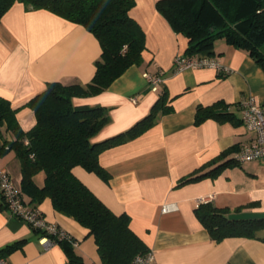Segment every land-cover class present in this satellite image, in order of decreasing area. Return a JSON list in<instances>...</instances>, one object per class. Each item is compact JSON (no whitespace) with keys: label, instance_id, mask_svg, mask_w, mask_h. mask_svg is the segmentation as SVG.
Segmentation results:
<instances>
[{"label":"crops","instance_id":"1","mask_svg":"<svg viewBox=\"0 0 264 264\" xmlns=\"http://www.w3.org/2000/svg\"><path fill=\"white\" fill-rule=\"evenodd\" d=\"M157 1L135 0L129 12L145 34L140 64L130 65L106 89L74 97L73 102L107 111L109 121L94 142L128 131L161 96L170 110L159 112L138 134L126 135L100 152L108 180L80 165L72 171L114 213L130 216V227L153 251L154 264H264V229L256 230L254 237L216 241L194 213L199 203L211 201L227 208L231 218L264 217V160L230 163L215 175L181 182L202 165L207 164L201 171L205 172L229 160L253 138L242 122L239 104L248 96L264 104V68L245 49L218 37L211 48L189 56L215 58L221 69L176 70L174 58L186 55L188 38L172 28ZM100 53L98 39L82 24L16 1L0 19V96L17 108L18 122L27 130L35 115L24 104L50 81L88 83ZM145 73L161 76L157 91ZM218 100L230 113L222 120L207 118L196 124L197 106ZM230 148L234 149L223 155ZM0 170L7 171L20 189V162L13 150L0 155ZM44 178L43 171L33 176L38 186ZM38 209L77 242L71 246L85 264H103L85 227L55 210L49 197ZM40 237L39 230L0 207V256L9 264H66L63 245L45 246Z\"/></svg>","mask_w":264,"mask_h":264},{"label":"trees","instance_id":"2","mask_svg":"<svg viewBox=\"0 0 264 264\" xmlns=\"http://www.w3.org/2000/svg\"><path fill=\"white\" fill-rule=\"evenodd\" d=\"M16 1L26 8L47 9L82 24L98 39L101 53L88 83L50 81L24 104L35 115V123L27 130L18 122L17 108L0 96V155L13 150L18 158L20 194L27 206L37 208L45 197H49L55 210L72 217L94 237L103 264H130L136 255L148 250L131 229L130 216L125 212L114 213L74 175L72 169L80 165L108 180L110 174L99 162L100 152L126 135L138 134L153 123L159 112L165 113L170 108L161 96L150 113L128 131L94 142L92 138L109 121L107 111L99 105H75L73 98L106 89L126 68L142 61L145 34L129 14L135 0H0V19ZM156 7L175 31L188 38L186 55L211 48L214 40L220 37L245 49L264 68V0H158ZM227 107L222 100L208 106L198 105L194 121L199 124L207 118L222 120L230 113ZM234 162L233 155L205 172L201 171L207 164L202 165L181 182L215 175L223 166ZM39 171L45 174L42 186L36 185L33 179ZM25 197H28L27 201ZM0 207L8 209L2 192ZM194 213L216 241L234 236L254 237L256 230L264 229V217L231 218L227 208L211 201L199 203ZM49 236L55 243L63 245L66 264H85L71 246L73 238Z\"/></svg>","mask_w":264,"mask_h":264},{"label":"built area","instance_id":"3","mask_svg":"<svg viewBox=\"0 0 264 264\" xmlns=\"http://www.w3.org/2000/svg\"><path fill=\"white\" fill-rule=\"evenodd\" d=\"M176 70L196 67H212L221 69L220 63L209 56L192 57L178 55L174 58ZM152 90H158L162 78L159 74L145 73ZM135 101V98L132 99ZM241 119L247 130L254 133L253 138L240 146L234 154V160L242 163L249 160H264V104H256L251 96L240 101ZM0 192L5 197L10 215L26 222L30 227L43 231L39 241L45 246L54 243L49 235L55 234L58 238H71L70 235L57 225L48 222L43 213L37 208H30L25 204L20 189L17 188L7 171L0 170ZM165 207L164 209H166ZM73 244L77 242L71 239ZM0 264L9 262L0 256ZM130 264H154L153 251L148 249L144 254L136 255Z\"/></svg>","mask_w":264,"mask_h":264}]
</instances>
